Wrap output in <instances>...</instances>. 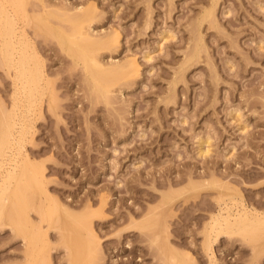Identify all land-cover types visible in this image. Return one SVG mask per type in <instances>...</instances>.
<instances>
[{
    "label": "rangeland",
    "instance_id": "rangeland-1",
    "mask_svg": "<svg viewBox=\"0 0 264 264\" xmlns=\"http://www.w3.org/2000/svg\"><path fill=\"white\" fill-rule=\"evenodd\" d=\"M35 4L29 15L42 16L47 5L53 14L47 22L55 30L69 24L67 11L78 14L90 7L93 17L86 30L95 40L119 35L98 52L104 67L139 64L138 73L111 84V97L98 100L83 62H75L55 35L39 32L45 24L21 19L19 28L26 26L53 83L48 88L55 92L45 91L43 104L29 114L21 82L0 59V118L5 108L26 125L20 158L29 155L43 166L48 194L62 206L52 219L59 218L60 226L51 221L58 229L47 228L48 221L30 212L49 231L52 264H70L61 235L76 233L85 216L93 218L100 260L80 253L76 264L81 258L96 264H173L152 228L130 229L129 223L143 221L157 206L173 207L174 216H167L168 243L183 257L190 255L189 264H264V234L257 239L262 244L224 234L208 250L206 226L220 209V188L209 185L195 192L187 185L224 179L233 189L223 192L264 213V0H30L29 6ZM209 11L213 16H205ZM50 92L58 99L55 111ZM201 144L208 154L199 152ZM19 146L8 158L18 155ZM7 164L0 167V180ZM170 190L179 196L175 203L163 199ZM95 212L99 216L93 217ZM62 224L71 227L64 230ZM24 250L23 238L8 224L1 226L0 264H22Z\"/></svg>",
    "mask_w": 264,
    "mask_h": 264
},
{
    "label": "bare ground",
    "instance_id": "bare-ground-1",
    "mask_svg": "<svg viewBox=\"0 0 264 264\" xmlns=\"http://www.w3.org/2000/svg\"><path fill=\"white\" fill-rule=\"evenodd\" d=\"M29 3L30 0L29 2L28 0H0V59L4 62V64L7 65L9 71L14 69L17 80L21 82L20 88L22 89L25 95V98L23 99H26L25 100L26 106L25 105L23 106L27 108V112L29 111V114L36 112L37 109L35 110L34 108H36L37 105L40 106L41 104H43L42 95L45 94L44 93L45 91L51 88L49 86H53V83L50 79L48 80V77H46L47 75H45V69L43 65L44 62L38 57L36 48L32 46L33 42L30 43L31 40L26 36L27 35L25 33L26 23H24L25 26L24 29L19 28L18 22L21 21V19L25 18V21L26 22L28 21L29 23L31 21H34L37 27L40 24H45L44 26L38 27L39 32L43 30L46 33L53 34V36L55 35L58 38L62 47L73 58L75 62L78 63L80 61L83 62L84 67L87 73L89 74V78L93 82L94 85L93 92L95 90L96 94L98 93L97 96L98 100H99V96L101 97L103 96L105 98L109 96L108 94L111 93L110 92L111 84L116 82L117 79H120L121 76L129 77V75L131 76L136 72L138 73L139 64H137L134 61H131L129 62V64L122 66L116 65L114 66L115 69L112 67L109 69L106 68V66L104 67V65L101 62L102 60H100L101 58L99 57L98 52L99 50L101 51L103 48L109 49L110 46H112L116 41L119 40L118 38L119 35L115 33L109 40H105V41L95 40L94 39L95 37L92 36L86 30L87 29L86 23L90 22L93 17V10L90 9V7L89 9L87 8L84 9L83 11L81 10L82 12L78 11L77 12L78 14L73 13L74 15L67 14L68 13L67 11V13L65 14L68 16L64 19L67 20L66 23H69L68 25L66 24L68 27L65 26L63 27V29L60 28L55 30L56 28L51 27L50 23L47 22L48 17H50V15H53L49 10L46 9L47 5L44 4L45 8L43 7V12L41 11L42 16L39 17V16H31V14L29 15L31 11H35L37 8L36 4L35 6L34 5L29 6ZM39 8L42 7L39 6ZM212 13H213L212 11H209L205 16L211 17ZM57 14L62 16V19L63 16L65 15L63 13H61L62 14L61 15L58 12L56 13V16ZM38 30L37 31L35 30L36 35L41 34L38 32ZM19 92L20 91H18V93ZM53 93L52 95L50 94V97L52 96V99L49 97L50 99L49 106L53 108L55 111L56 110L55 107H57L56 100L58 99H55L57 96L54 97ZM21 97L23 96L21 95L19 98ZM39 102H41V104H38ZM18 103L20 105L19 101ZM18 103H15V106ZM3 109H2L3 113L0 118V164H2L0 165V167L3 166L5 167V163L8 162L9 168H7L8 167L7 164L6 167L7 169L5 168L7 174H5V176L3 175L1 178L2 180H0V227L3 226L4 224L5 225L8 224V227L10 226L12 230L16 233V235H19L23 238L25 242V250H24L25 261L22 262V264H52L51 251L53 249H52V244L48 238L49 231L47 229H44L42 223H36L32 219L30 212L32 211V209H34L39 213L42 222L48 221L49 226L47 228L50 229L51 227H53V229H58L57 226L58 227L60 226L59 218L56 219L54 218V221L52 219L53 217H55L54 213L56 214L57 217H59L57 213L61 210L60 208L62 206L58 202H54L52 196L50 197V195L48 194L46 187V179H45L46 175L43 166L39 168L36 164L32 162V160H30V158L28 157L29 155L27 156L25 155L26 159L22 157L20 158V156H22L23 154V153L21 154V150L23 149L22 148L23 144L21 143L23 142L22 140L25 139L24 138L25 135L28 133L26 127L25 129L27 133L23 128L26 125H22V122L20 120L18 121L15 115L13 114L11 115L10 111L8 113V111L6 110L5 113V110L3 111ZM32 110L33 112H30ZM13 112H16L15 109ZM42 114L43 113L41 111L40 116H42ZM40 116L39 118H42ZM15 144L16 146L20 145L19 150L17 152L18 155H16V157L14 158L12 157L13 159L8 158L9 155L7 156V154H9V151L10 153H13V148ZM202 147L203 145L201 146V150H199L202 156L203 154L205 155L208 154L207 151L208 148H206L207 150H204L203 149L204 147L203 148ZM12 155H14V153ZM223 180L224 179L221 178L215 179L213 180L214 181L213 183H211V181L209 182L206 180H205L206 182L190 181V185L189 183L187 184L189 188L188 186H186L188 189H191V191L194 190L195 192H198L199 190L200 191L204 190L203 188L206 189V187L208 188L209 185L213 187H215L216 185L218 188H220L219 191L216 188L218 191L217 201L219 202L220 205L218 203L217 204L219 205L220 209L218 210V213L216 214L214 213V215L211 217V222H209V224H207L206 226L207 232L205 233H207L206 235L208 240L206 243V247L208 248V250L212 248V243H214L215 240H217L219 236L222 235L232 236V234H237V235L241 234L245 238L247 237L249 240L253 241V240H257L259 237L263 238L261 235L264 234V213L253 209L251 210L247 205L243 203L244 201L240 200V202H238L240 198L237 199L238 200L237 201L236 197L230 194L231 192L229 194L228 191L227 193H225V191L228 189H230L231 191L232 185L230 184V182ZM234 180H236V178ZM223 189L226 190H224L223 192ZM173 190L176 191L177 189L176 190L173 189ZM184 190H186V188L183 189L182 192H185ZM170 191L167 192L168 194L170 193L169 194L170 196L164 193L166 196H164L163 199H165L167 202L175 203L174 200H176L178 195L175 198L174 196L176 195V192L173 194L174 191L172 190ZM235 191H237L236 187H235ZM182 192H177V194H180ZM42 194L43 195L45 194V197ZM182 194L180 195L183 196ZM185 194L189 195L188 192H186ZM187 195L184 196L188 198ZM194 195L197 196V194ZM194 195L191 194L189 197ZM235 195L237 196L238 194ZM242 199H243V195H242ZM169 204L166 203L165 205L170 206ZM161 205H163V203ZM235 205H237V207L233 208ZM66 207L63 210L65 215L70 217L73 216L72 215L73 213H70L69 210L66 209ZM172 208L173 207H169L168 209H162V207L157 206L154 210L153 209L150 210V212L146 215L143 221L140 222L135 220L132 223H129V225L131 226L130 229L131 231L138 229L136 231L138 232L143 224L146 225L147 227L152 228L153 232L155 233V238L160 242V246L166 251L168 257L170 259H173V264L174 261L177 260L179 261V264H189L192 257L191 259L189 257L190 255H186L185 257H183V254L180 253V251H178L176 248L170 245V243H168L169 224H168L167 216L168 215L171 216V214L174 216L175 211H173ZM98 212L99 211H97V213ZM94 214L96 215V212L93 213L92 215L93 217ZM97 216H99V214L96 215V217ZM84 218L88 219L89 216L87 217L85 216ZM87 219H85L86 222ZM91 219L89 220L90 224L85 222L82 226L80 225V228L82 230L84 229L82 232L81 229L75 230L76 233L77 231H79V233H77L78 235L72 232L71 233L67 232L68 235H66V232L63 233V231L60 230V233H63L62 234L63 236L61 235V239H62L61 241L64 242L65 244H68L69 246L70 256H68V259L69 257H71L70 264L80 261V260L76 261V259H79L77 258L76 255H79L80 253H84V256L90 261L93 260L97 261V259L100 260L99 257L101 254L100 240L97 232L94 230L93 226L91 225L93 221ZM55 220L57 221L59 220L58 222L56 221V225L58 224L56 227H54L55 224H53L55 223ZM51 221H53V223ZM73 223H77V222H73ZM63 225L64 224L61 225L62 226L61 228H63L64 230L66 229L68 230V226L71 227L70 225H66L67 228H64ZM261 238L259 239V241L257 240L260 243L262 240ZM212 240L214 242H212ZM262 243H261L263 245L262 247H264L263 240ZM68 246L66 245V248ZM254 248L256 249L257 246L256 247L254 246ZM260 249H262L261 246L260 248L258 246L257 250ZM80 255L82 257V254ZM82 258H81V264H89V263L96 264V262L95 263L88 262L89 260L88 261L86 260L87 263H83V260H85L86 258L84 259Z\"/></svg>",
    "mask_w": 264,
    "mask_h": 264
}]
</instances>
